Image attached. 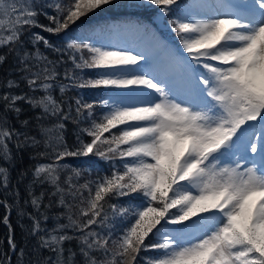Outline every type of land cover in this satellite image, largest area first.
<instances>
[{
    "label": "snow or ice",
    "instance_id": "6c2138e0",
    "mask_svg": "<svg viewBox=\"0 0 264 264\" xmlns=\"http://www.w3.org/2000/svg\"><path fill=\"white\" fill-rule=\"evenodd\" d=\"M0 68V264H264V0H0Z\"/></svg>",
    "mask_w": 264,
    "mask_h": 264
},
{
    "label": "trees",
    "instance_id": "16d2710c",
    "mask_svg": "<svg viewBox=\"0 0 264 264\" xmlns=\"http://www.w3.org/2000/svg\"><path fill=\"white\" fill-rule=\"evenodd\" d=\"M111 15H112V13H103L100 17H96L93 14V19L94 20L95 19H104L105 17L111 16ZM42 22L47 23V21H42ZM84 22L85 23H89L90 21H89L88 18H84ZM154 27H155V25H154ZM34 31H39V29H34ZM157 31L162 35V37L168 36L169 38H171L172 36H174V33L170 34L169 32H167V31H165L163 29H157ZM42 34L45 35L46 37H48L49 39L53 40V41H56V40L59 39V37L51 36L50 34H47V33H42ZM10 64H11V60H9L8 65H5L4 67L6 68ZM3 75H4V69L3 68H0V76H3ZM0 91H3V89H0ZM89 91L91 93V95H90L89 98L90 99L91 98H95V94H96V92L98 90H89ZM56 95L57 96L59 95L58 91H57ZM24 107L26 109L25 116H33L34 115V113L32 112V110L30 108H28L27 105H24ZM45 123L48 126H50L52 122L51 121H46ZM74 127H75V125H72L71 123H69V125H68V129H69V139H72L71 132L74 129ZM32 163H34V162L29 160L28 154H24L23 163L21 165H19L18 168L19 167L27 168ZM17 170L18 169H14L12 171V180H13V182H15V180H16ZM23 191H24V189H23V187H21V192L23 193ZM37 191H39V189H37ZM28 210L31 211L30 208ZM3 215H4V209H3V207H0V217H2ZM11 222L13 224V227L15 228V239H16L18 245L23 244L24 243L23 233H22L20 227L17 226V220H16L15 213L12 214ZM25 223H29V222L26 220ZM51 225H52V222L49 221V227H51ZM6 235H7V228L3 224H0V241H4V244H3L4 250H7V244H6V240H5ZM33 243H34L33 240H29L28 241V246L31 247V245ZM149 255H158V253H149Z\"/></svg>",
    "mask_w": 264,
    "mask_h": 264
}]
</instances>
